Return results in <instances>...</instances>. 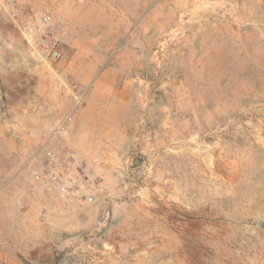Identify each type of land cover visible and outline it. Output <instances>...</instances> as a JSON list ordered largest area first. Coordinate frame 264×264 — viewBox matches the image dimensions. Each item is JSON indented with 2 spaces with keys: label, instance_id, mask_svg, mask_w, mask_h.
I'll list each match as a JSON object with an SVG mask.
<instances>
[{
  "label": "rangeland",
  "instance_id": "obj_1",
  "mask_svg": "<svg viewBox=\"0 0 264 264\" xmlns=\"http://www.w3.org/2000/svg\"><path fill=\"white\" fill-rule=\"evenodd\" d=\"M37 8L51 9L65 28L68 20L78 26L62 33L66 55L50 64L26 41L16 10L0 1V135L5 136L0 142L15 132L25 131L23 139L28 141L33 131L47 130L58 115L73 111L83 85L88 91L78 107L86 105L96 85L100 90L89 96L96 108L105 109L115 97L125 100L131 94L127 84L132 79L148 85L150 98L164 101L169 110L177 109L179 94L183 116L177 119V132L183 138H200L211 147L208 160L199 159L197 145L189 140L185 148L177 149L176 159H166L161 166L162 174L177 175V189L184 191L192 210L177 202V249L158 240L144 264H167L169 259V264H264V102L242 100L245 86L259 85L264 73V0H198V5L184 7L183 14L171 22L124 23L127 29L134 27L133 36L131 31L109 36L108 22H98L95 29L87 27L83 10L77 15V6L69 11L60 4ZM142 26L148 31L135 30ZM127 45L133 49L127 50ZM196 62L207 70L197 71ZM198 72L204 74L202 82L196 81ZM222 87L229 89L230 99V112L224 117ZM206 96L213 97V117L202 104V117L192 119L186 112L191 98ZM16 115H20L15 123L19 128L7 122ZM120 115L123 124L132 121L131 110L124 108ZM198 127L201 130L195 133ZM225 139L229 140L227 153L222 151ZM121 146L110 151L118 158L113 171L102 175L96 163L90 164L105 178V186L109 184L107 199L113 205L130 199L122 188L129 185L133 170L128 171L124 160L137 151L131 143ZM39 149L33 142L31 147L26 143L14 166L11 158L15 156L0 148V171L6 172L0 177V264H99L92 252L84 256L79 247L83 233L79 226L51 214L45 220L33 218L38 209L49 206L27 184L30 160ZM138 157L134 175L141 177L144 154ZM201 175H207V180L199 179ZM150 232L158 231L151 228ZM130 251L128 257H134L136 248ZM129 264L141 263L135 257Z\"/></svg>",
  "mask_w": 264,
  "mask_h": 264
},
{
  "label": "crops",
  "instance_id": "obj_2",
  "mask_svg": "<svg viewBox=\"0 0 264 264\" xmlns=\"http://www.w3.org/2000/svg\"><path fill=\"white\" fill-rule=\"evenodd\" d=\"M28 1L36 7L60 4L66 7L68 11L70 7L75 8L77 6V15L81 16L80 14L83 10L82 14L84 15L82 20L87 27L95 29L94 27L97 26L98 22H108L109 25L106 30L110 33L109 36L113 35V32L117 33L121 31H131V36H133L134 27L131 26L127 29L124 23H145L151 21L171 22L175 17L183 14L184 7L198 5V0ZM68 18L71 19L72 17L68 15ZM77 18L75 20H78ZM68 22L70 25L66 28L64 26L63 35L69 32L67 30L76 29L78 26L73 21L70 22L68 20ZM145 29L148 31V28ZM145 29L142 26L140 28L137 27L135 30L144 32ZM106 48V52L109 53L111 50L110 47L107 46ZM126 48L127 50L133 49L130 45H127ZM194 66L197 71L204 70L205 68L204 65L198 62ZM202 75L204 74L197 73V82H202ZM136 82V80L132 79L127 84V89L131 94L125 100L119 101L115 97L110 100L109 106H106L105 109H101L100 107L99 109L96 108V105L89 100V96H94L100 90L99 85H96L88 94L87 99H85L86 105L81 107L77 106L76 109L73 105V121L68 126L71 143L89 164L96 163L95 165L100 167L99 174L103 175L105 172L113 171L118 164V158L110 152L111 150L121 149V143H131L137 146V134H140V146L144 154L143 162L152 164L154 167L157 166L153 179L144 185L139 191L138 197L130 198L125 204L113 205V200H108L110 194L108 195L109 184L107 183L108 185L105 186L104 193L95 204L83 208H76L70 217L61 218L65 219L66 222L74 223L76 227L79 226L80 228L78 230L79 232H83L82 235L89 234L92 236L86 238L80 237L78 245L82 252H84V256L92 252L99 264H129L133 262V258L135 257L136 261L141 264L149 262L152 253L151 247L157 245L158 240L165 246H173L174 249H177V202L181 203L186 210L191 211L192 207L186 204L187 197L184 191L177 189V175L162 174L161 166L166 159H176L177 149L182 150L185 148L189 140H194L197 145L195 152L199 159L208 160V148L211 147L206 141L200 138H183L177 132V119H182L183 116L181 113L182 99L179 97V94L177 95V109L169 110V107L166 106L164 101L150 98L148 85H142L141 83L138 85ZM203 82L207 85L208 74H206ZM83 86H85V89L81 94H86L88 86ZM75 87V89L72 87L71 91L73 93H76V89L78 88L77 86ZM204 87L208 88V86ZM223 87L221 94L222 117L228 116L230 112L229 89H223ZM139 89H141V93ZM244 90L246 93L244 92L242 95V100L256 103L264 102V73L262 74L259 85L255 84L253 89L245 86ZM63 100L64 98L62 97ZM213 102V97L210 99L208 96H206V99H202L201 97L191 98V108L190 110L187 109L186 112L191 113L190 117L192 119L201 118L200 109L202 108V104H205L204 110L212 118L215 105ZM124 108L132 112V121L127 124H123L120 120L122 117L120 114ZM70 113L68 112L61 116L58 115L56 120L45 131H33L28 141L23 139V136L26 135L25 131H21L19 135L15 132L11 136H8L6 140L0 142V148L4 147L8 149L10 155L15 156L11 158V163L16 166L19 161L16 155L19 150L23 149L26 143L31 147L33 142L37 146V149H39L53 137L57 127ZM19 116H13V118L7 121L8 124L19 128L15 124L19 120ZM184 119H186V116H184ZM140 123L142 124L141 126L139 125ZM123 125H126V127ZM199 130H201L200 127L194 131L196 133ZM3 137H5L3 134L0 135V139ZM228 149L229 140L225 139L222 143V151H226L227 153ZM12 174H14V171L6 179L12 176ZM5 175L6 172L0 171V177ZM202 176H205L207 180V175H201L198 178L201 179ZM109 177L111 178L112 176ZM187 180L188 178H185V181ZM187 188H189L188 185ZM15 193L16 191L13 194ZM17 196L15 195V199H17ZM108 205L112 212V221L104 229L103 234L96 235L92 231L101 217L100 211ZM151 222L153 225L150 224ZM151 228H154L158 232L151 234ZM131 247L136 248V255L134 257L132 255L128 257V253L131 252ZM170 261L172 262L169 259L166 263L169 264Z\"/></svg>",
  "mask_w": 264,
  "mask_h": 264
},
{
  "label": "built area",
  "instance_id": "obj_3",
  "mask_svg": "<svg viewBox=\"0 0 264 264\" xmlns=\"http://www.w3.org/2000/svg\"><path fill=\"white\" fill-rule=\"evenodd\" d=\"M0 1L16 10L15 17L23 36L42 60L54 64L64 59L66 53L61 42L64 22L58 15L49 8H37L28 0ZM75 98L76 109L83 94L80 93ZM72 121L71 111L57 127L53 137L30 160L29 189L33 194L46 198L49 205L48 208L38 209L33 218L45 220L48 214L58 218L70 217L76 208L95 204L105 191V181L92 170L89 162L71 143L68 126ZM140 141V135L137 134V151L124 160L128 171L133 170L129 185L122 188L123 194L129 198L138 197L139 191L154 177V166L145 162L142 163V176L134 175L135 162L143 154L139 149ZM111 220L112 212L108 205L102 210L92 232L102 234ZM89 236L91 235L83 234L81 237Z\"/></svg>",
  "mask_w": 264,
  "mask_h": 264
},
{
  "label": "water",
  "instance_id": "obj_4",
  "mask_svg": "<svg viewBox=\"0 0 264 264\" xmlns=\"http://www.w3.org/2000/svg\"><path fill=\"white\" fill-rule=\"evenodd\" d=\"M1 98H2V103H1V110H2V108H3V101H4L3 95H1Z\"/></svg>",
  "mask_w": 264,
  "mask_h": 264
}]
</instances>
